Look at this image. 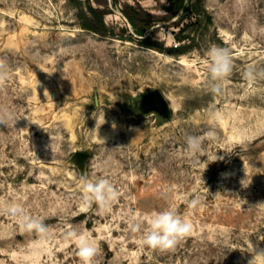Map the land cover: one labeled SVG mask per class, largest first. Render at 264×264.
<instances>
[{
    "label": "rangeland",
    "instance_id": "374dc122",
    "mask_svg": "<svg viewBox=\"0 0 264 264\" xmlns=\"http://www.w3.org/2000/svg\"><path fill=\"white\" fill-rule=\"evenodd\" d=\"M203 5L211 18L184 19L195 39L174 54L130 40L126 14L159 20L150 37L170 47L183 22L169 0H0V60L11 70L0 106L13 117L0 124V264H81L71 230L98 241L95 264H248L247 251L264 249V78L244 76L264 69V0ZM90 6L104 10L109 34L82 26ZM214 45L233 63L218 94ZM188 135L202 137L203 156L186 153ZM99 176L119 198L85 210L82 178ZM194 197L200 205L187 208ZM11 203L49 232L22 230ZM172 205L192 233L174 249L143 244L130 224Z\"/></svg>",
    "mask_w": 264,
    "mask_h": 264
},
{
    "label": "clouds",
    "instance_id": "9594fccd",
    "mask_svg": "<svg viewBox=\"0 0 264 264\" xmlns=\"http://www.w3.org/2000/svg\"><path fill=\"white\" fill-rule=\"evenodd\" d=\"M207 55L209 58L210 91L218 94L221 91V83L232 72V56L227 48L215 45L209 48ZM10 71L6 62L0 60V85H3L10 78ZM244 76L250 83L255 82L258 77L264 78V69L257 70L255 67H249L245 71ZM45 93L48 94L47 90H45ZM213 115L215 116L216 114L213 113ZM12 118L11 113L5 107L0 106V124H4L6 119ZM206 135L211 139L215 133L210 130ZM185 144L187 154L192 156L200 154L203 156L202 137L188 135L186 136ZM222 159L223 157L216 155L213 162ZM82 191L81 207L86 210L95 204L102 212L108 211L120 195L118 188L109 178L104 176H99L95 180L82 178ZM185 203L187 208L196 209L201 201L199 197H194L186 199ZM5 210L13 216H19L18 223L22 230L34 231L41 235H46L49 232V226L42 219L26 214L19 204L11 203ZM130 228L134 232L142 233L143 244L154 249L169 250L174 249L183 237L192 233L193 225L186 216L180 214L176 206L172 205L161 211H152L146 215V219H134V222L130 224ZM67 238L75 241L77 255L81 264H95V258L99 254L100 248L98 241L90 233L71 230L67 233ZM247 252L251 255L248 264H264V249H259L257 245H254L252 250Z\"/></svg>",
    "mask_w": 264,
    "mask_h": 264
},
{
    "label": "trees",
    "instance_id": "16d2710c",
    "mask_svg": "<svg viewBox=\"0 0 264 264\" xmlns=\"http://www.w3.org/2000/svg\"><path fill=\"white\" fill-rule=\"evenodd\" d=\"M169 2L173 9V17L178 16L181 21L180 23L187 18L191 19V23H193V21L195 22L196 20H192V15H195L198 20H200L203 15H206L209 19L211 18L207 9L203 5V0H169ZM90 13L91 15H88L85 10L81 9L79 14L82 19V26L102 34H109L110 29L105 23L104 10L90 6ZM126 14L133 28L132 32L129 34V39L141 45H145L162 52L181 54L187 52L193 44L195 38L191 36L190 33H184L190 22L187 24L183 22L179 31L175 33V38L179 41V43L168 47L163 41L153 40L150 37L151 32L149 31L154 30L159 20L156 18H139V12H137V15H132L128 12ZM188 40L190 41L187 42Z\"/></svg>",
    "mask_w": 264,
    "mask_h": 264
},
{
    "label": "water",
    "instance_id": "95a60500",
    "mask_svg": "<svg viewBox=\"0 0 264 264\" xmlns=\"http://www.w3.org/2000/svg\"><path fill=\"white\" fill-rule=\"evenodd\" d=\"M88 153L87 152H85V151H76V156L78 157V158H81V157H84V156H86Z\"/></svg>",
    "mask_w": 264,
    "mask_h": 264
}]
</instances>
